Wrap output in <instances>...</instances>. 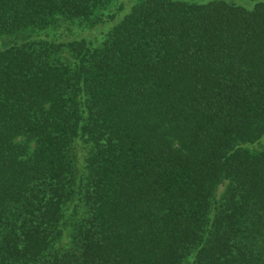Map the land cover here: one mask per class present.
<instances>
[{"label": "trees", "instance_id": "obj_1", "mask_svg": "<svg viewBox=\"0 0 264 264\" xmlns=\"http://www.w3.org/2000/svg\"><path fill=\"white\" fill-rule=\"evenodd\" d=\"M0 41V264H264V0H0Z\"/></svg>", "mask_w": 264, "mask_h": 264}, {"label": "rangeland", "instance_id": "obj_2", "mask_svg": "<svg viewBox=\"0 0 264 264\" xmlns=\"http://www.w3.org/2000/svg\"><path fill=\"white\" fill-rule=\"evenodd\" d=\"M59 28V27H58ZM66 32L65 28H60V29H51V33L50 34H53V36H57V37H63L64 33ZM8 40V38L6 39ZM0 42H3V41H0ZM77 156L80 157V148L78 147V150L76 152ZM84 155H85V152H84Z\"/></svg>", "mask_w": 264, "mask_h": 264}]
</instances>
